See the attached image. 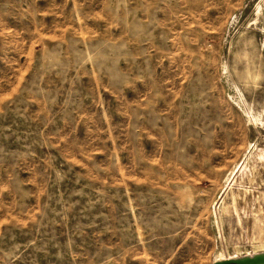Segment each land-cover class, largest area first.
I'll return each instance as SVG.
<instances>
[{
	"label": "rangeland",
	"instance_id": "1",
	"mask_svg": "<svg viewBox=\"0 0 264 264\" xmlns=\"http://www.w3.org/2000/svg\"><path fill=\"white\" fill-rule=\"evenodd\" d=\"M264 252V0H0V264Z\"/></svg>",
	"mask_w": 264,
	"mask_h": 264
},
{
	"label": "water",
	"instance_id": "2",
	"mask_svg": "<svg viewBox=\"0 0 264 264\" xmlns=\"http://www.w3.org/2000/svg\"><path fill=\"white\" fill-rule=\"evenodd\" d=\"M209 264H264V252L243 257L220 259Z\"/></svg>",
	"mask_w": 264,
	"mask_h": 264
}]
</instances>
